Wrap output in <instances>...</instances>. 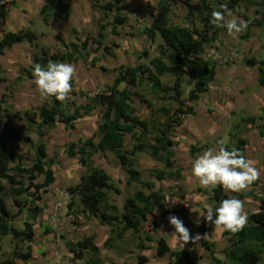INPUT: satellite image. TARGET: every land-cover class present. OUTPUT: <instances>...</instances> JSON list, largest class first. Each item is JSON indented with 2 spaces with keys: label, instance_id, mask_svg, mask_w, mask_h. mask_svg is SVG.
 <instances>
[{
  "label": "trees",
  "instance_id": "obj_1",
  "mask_svg": "<svg viewBox=\"0 0 264 264\" xmlns=\"http://www.w3.org/2000/svg\"><path fill=\"white\" fill-rule=\"evenodd\" d=\"M242 1L159 0L151 23L143 28V32L150 41H154L157 36L162 40L157 47L158 55L154 56L149 64L121 65L112 82L93 96L88 95V103H77L75 99L69 98L61 104L53 97L45 99L39 107L32 106L22 111L14 109L9 104L8 95L1 93L0 116L2 114L8 116L10 109H14L11 116L19 120L25 119L26 122L20 126H14L7 120L0 121V251L2 238L7 235L28 244L23 251V247L15 244L11 256L0 260V264H17L18 260L27 261L32 257V242L36 235L35 223L44 211L39 201L42 200L43 193L48 192L50 185L56 180L54 169L51 166L47 167L48 145L43 137L56 128L59 122L63 123L66 129H73L78 119L91 114L98 105L102 108L101 121L97 130L91 136L71 141L67 147L68 154L72 157L78 156L80 163L86 168V173L81 176L80 181L68 187L69 193L78 195L80 202L77 205L79 207L72 213L75 218L74 224L78 225L79 215L84 212L87 216H94L101 224L110 227L111 232L105 240V246L112 247L116 241L125 239L129 233L132 237L140 239L136 243L139 249H145L148 241H156L157 256L171 252L175 257L173 264H185L178 260L181 256L187 264L197 260L185 250H171L164 237L156 239L150 233L157 232L158 223L152 217H155V209L162 207L165 203L166 194L161 189H155V182L142 180L138 152L146 150L164 164L162 168L150 169V174L157 180L183 179V168L176 166L175 163V152L172 148L173 135L175 128L183 123L186 115L195 114L194 106L183 98L184 76H189L186 81L192 85L188 94L189 102L197 101L201 92L208 90L216 77L215 62L204 56L205 48L207 44L216 41L220 37V32L226 29L216 28L210 23L213 10L222 11L221 6L227 5L228 9L238 14L250 26H260L264 31V0H256L260 6L259 16L239 12L238 7ZM91 2L92 6H98L107 17H111V20H99L96 36L88 35L84 38L77 36L75 40H61V50L54 51L51 47L41 44L40 35L34 33L29 27L18 31H6L2 35L0 55L4 54L5 49L27 38L35 49L32 64L24 67L25 75L23 72L20 73L16 78L17 81L22 82L26 77L34 78V66L38 63L46 66L49 60L73 62L80 58H88L91 43H95L97 49L112 51V48L105 44L106 29L107 26H111L113 34L119 33L118 27L128 21V16L125 14L126 5L122 4L121 0H91ZM177 2L183 3L187 8V16L190 20L187 25L170 22L172 5ZM9 6H17V0H9V3L5 5L0 4V17L5 16ZM73 11L70 0H44L39 16L45 25H49L51 21H69ZM72 30L76 31L75 28ZM241 37L248 39L249 34L241 35ZM141 54L148 56L147 50H143ZM98 61L99 58L96 56L91 59L92 64ZM245 62L249 66H257V82L264 87V59L251 56L246 58ZM164 75L174 77L171 86H164L162 81ZM5 81L4 69L0 63V86ZM122 83L126 85L121 87ZM144 83L149 84L156 93L163 92L164 94L159 98H171L175 103L172 111L165 104L159 107L158 110L163 115V121L160 123L153 119L141 118L136 113L133 99L136 93L131 88ZM71 94L75 93L72 91ZM147 103L152 104L150 101ZM258 119L254 115H248L241 120L245 125L258 127L264 140V122L258 125ZM28 126L36 127L39 140L33 149L32 164L24 167L25 155L19 152L18 147L10 144L13 141L32 144L31 135L23 130ZM126 135H130L135 141L131 149L126 147ZM234 137L235 144L225 146L228 150L236 148L246 155V140L240 135H234ZM200 148L193 145L191 152ZM107 150L116 155L129 174L128 185L132 192L126 198L123 211L109 199V192L120 193V187L104 168L95 164L93 159L96 152ZM262 164L264 168V159ZM41 175L44 176V180L38 181ZM258 185L257 181L253 184L255 187ZM210 190L214 201L212 206L214 212L222 200L234 195H238L242 200L247 196L258 200L257 210L247 211L248 224L241 232L232 234L223 231V234L227 236V244L222 250L224 259L217 257L214 245L202 238V244L212 254V264H257L256 262L264 264V185L260 195L254 190L240 194L230 193L221 186L210 188ZM10 199H12V205L9 204ZM69 208L72 209L73 204H69ZM24 210L27 216L23 221V228H19L13 221ZM163 214L167 215L168 211H164ZM188 223H190L189 220L185 224ZM146 226L150 228L147 229ZM197 228L204 236L212 231L213 224L202 218ZM94 240L95 236L92 234L78 241H65L68 249L73 253L74 264H81L75 260L84 258L86 252H89L91 257L85 264H103L101 250ZM147 261V255H137V264H147Z\"/></svg>",
  "mask_w": 264,
  "mask_h": 264
},
{
  "label": "rangeland",
  "instance_id": "obj_2",
  "mask_svg": "<svg viewBox=\"0 0 264 264\" xmlns=\"http://www.w3.org/2000/svg\"><path fill=\"white\" fill-rule=\"evenodd\" d=\"M70 1L74 8L72 16L69 21L55 23V28H51L53 30H49V26L53 21H51L49 25L43 23V29H39L40 25L38 26V23L35 22L36 17H34L32 22L34 31L36 34L40 35L39 42L51 47L54 51L61 50V40H75L77 36L81 38L88 35L96 36L99 20H111V17H107L98 6H92L91 0ZM35 2L36 0H34V3ZM158 2L159 0H121V3L126 5L125 14L128 16V21L118 27L119 33L117 35L111 32V26H107L105 44L111 47L112 51L107 52L102 48L97 49L96 44L91 43L89 46L90 56L88 58H80L77 61L67 62L74 64L77 69V77L73 80L72 90L75 94H70V99H75L77 103H88V95L93 96L96 92L103 90L108 83L112 82L121 65L134 66L139 63L149 64L150 60L158 55L157 47L162 40L157 36L154 41H150L143 32V28L151 23ZM253 4L252 0H243L240 7H238V11L249 15H251L250 13L253 15H256V13L260 14V6L258 3L256 6H253ZM247 7L248 10H246ZM233 15L238 18V20H242L238 14L233 13ZM170 22L181 25L190 23L187 16V8L183 3H173L170 13ZM198 26L200 25L198 24ZM29 28L32 29L31 27ZM72 28H75L76 31L74 32ZM247 33L249 34L248 39L241 37V35ZM143 50H147L148 56L141 54ZM19 52L25 53L24 49H21L20 51H13V54H20ZM4 54L0 55V63L1 57H3ZM94 56L99 58L96 64H92L91 62ZM204 56L212 59L216 65V77L211 82L209 89L201 92L200 98L197 101L189 102L188 94L192 85H189L186 81L189 78L188 75L184 76V82L182 84L183 98L194 106L195 114L186 115L183 119V123L175 128V163L176 166L183 168L184 176L181 180L185 179V172L189 171L188 179L191 183H194L192 165L195 159L201 155V152H204L210 147L218 149V141L220 140H224L225 145L233 146L235 144L234 135H240L246 140L247 155H245V157L254 161L255 166L261 173L263 169L264 140L259 133L258 127L245 125L241 119L248 115H254L259 118L257 120L258 125L264 122V87L260 86L257 82V66H249L245 62L246 58L251 56H255L257 59H264V31L260 26H250L249 24L248 28L239 34L229 36L227 30L221 31L220 37L216 41L206 45ZM11 57L12 56L7 57L6 53V60L7 58L11 59ZM32 57L33 53L31 54V60ZM3 58L5 59V55ZM25 63L26 66L24 65L21 67L18 73H12L10 70L9 74L6 73L7 70L1 63L6 81L3 82L0 90L8 95L9 104L14 109L22 111L32 107L35 102L40 101L33 83L34 79L26 77L22 82L16 79L17 76L23 72L24 67L30 66L32 61L30 64L29 62ZM101 75H103L102 77L105 76V78L97 77ZM86 78H95V80H92V83L90 82V84H88ZM103 79H106L105 82H101ZM162 81L164 86L168 87L173 84L174 77L171 75H164L162 76ZM25 82H27V84ZM125 85V83H122L121 87ZM131 89L136 93L133 96L134 108L141 118L153 119L158 121L157 123H160V121H163V115L162 112L158 110L159 107L165 104L170 111L175 107V103L171 98H159L160 95L164 93L154 92L149 84L144 83L132 87ZM147 101H150L152 104H148ZM14 109H10L8 116L2 114L0 116V121L3 122L7 120L14 126H20L25 123V119L19 120L11 116V112ZM93 113L91 115H85V117L77 121L75 127L70 130L66 129L64 124L59 122L56 128L47 132L43 137L48 145L47 151L49 160L47 167L51 166L54 169L56 180L50 185L48 192L43 193V198L39 201V203L43 205L44 211L39 215L35 223L36 235L32 242V257L27 261L18 260L17 264H74L73 253L70 252L65 241H78L87 235L94 234L91 228L94 223H99V225L104 226L100 223L98 218L81 216V214L78 218V225L74 224L75 218L72 213L79 207L77 205H79L80 202L78 195H72L68 191L69 186L75 185L80 181L81 176L86 173V168L80 163L78 158L68 154L67 147L71 141L86 138L96 131L92 128L95 126L96 121H98L99 115L97 112ZM23 130L31 135L33 143L24 144L13 141L10 145L18 147L19 152L25 155L26 158L24 159L23 166L29 167L32 164L31 159L34 155L33 149L39 140V135L35 126H28ZM134 145L135 141L130 135H127L126 147L131 149ZM193 145L201 148L195 152H191ZM146 153L150 155L148 151H146ZM138 157L139 169L142 173V177L145 176L146 179L153 177L150 174V169L154 167L162 168L164 166L162 162L155 161V163L152 162V164L149 162L146 163V166L142 168L139 153ZM111 159L112 158L108 156L102 159V163L107 165L109 169L115 167L113 163L114 158L113 160ZM37 180L43 181L44 176H39ZM115 182L119 187L121 182ZM195 182V190L191 192V194L194 195H190L192 198L195 196L199 197L197 193L202 192L201 190L204 189L200 185L198 179ZM257 182L259 183V181ZM182 186L190 190L189 184H183ZM199 188H201V190H199ZM155 189H161L166 194V200L167 195H175L173 188L169 187L167 182L157 181ZM249 190H254L255 193H259L261 192V186L258 185L255 187L252 185ZM125 192L128 194L132 192L128 184ZM180 196L181 195H179V197ZM185 197L186 196L183 195L182 199ZM247 197L248 200H245L246 198L244 199L245 211L257 210L258 200L251 196ZM170 199L174 200L172 197ZM9 204L12 205V199L9 200ZM69 204H73L72 209L69 208ZM163 209L165 208L160 207L155 209L157 213L155 212V217H152V219L156 220L158 223L157 232H150L156 239L164 236L173 243L175 249L187 251L191 257L197 259L194 263L190 264H209V262L212 264V254H210V250L201 242L202 238H205L209 243L214 245L216 256L224 259L225 256L222 250L225 247V241L223 239L219 240L216 235L207 236V234H205L203 236L197 228L198 223H196L195 220L197 221L198 218L195 217L196 215H194L195 220L193 221L186 217L184 225L187 228L189 226L194 227L192 228L194 230L190 232L193 238L197 234H199L201 238L196 242H189L185 245L172 235L175 229L171 226L169 219H167L169 210H167L168 214L164 215L163 212L166 210ZM185 212V207L174 210V213L178 214ZM26 216L27 212L24 210L13 222L17 227L23 228V221ZM187 220H189L190 223L185 224ZM201 220L202 219H199V223ZM160 226L162 229L159 228ZM146 227L147 229L150 228L149 226ZM104 240L105 239H102L100 247L103 264H137V255L139 254L150 255L149 264H159L157 262L159 260L156 258L158 256L156 254L155 256L151 254V249L156 245L153 243L154 241H148L145 249H139L136 243L140 239L132 237L129 233L126 235L125 239L116 241L112 247L105 246ZM15 244L23 247V251L28 243L14 240L10 235L2 238L0 260L11 256ZM204 251H207L206 255H204ZM90 257L91 254L86 252L84 258L76 259L75 262L85 264ZM178 260L187 264L182 256ZM256 263L262 264L260 262ZM161 264H165V262H161Z\"/></svg>",
  "mask_w": 264,
  "mask_h": 264
},
{
  "label": "clouds",
  "instance_id": "obj_3",
  "mask_svg": "<svg viewBox=\"0 0 264 264\" xmlns=\"http://www.w3.org/2000/svg\"><path fill=\"white\" fill-rule=\"evenodd\" d=\"M7 3L9 0H0V4ZM221 7L222 11H212V25L226 29L229 36L242 33L248 28V22L238 20L227 5ZM33 77L36 91L42 98L54 97L64 104L73 90L72 81L77 77V69L72 63L49 60L46 66L39 63L34 66ZM192 175L205 189L221 186L226 192L236 194L248 191L260 179V171L255 162L236 148L228 150L224 140H220L218 150L209 149L195 159ZM199 216L213 224L216 230L223 229L232 234L241 232L249 219L245 202L238 195L222 200L215 212L212 207H208ZM168 219L175 229L172 235L183 244L196 242L201 238L199 234L193 238L180 218L172 215ZM195 222L199 223V219Z\"/></svg>",
  "mask_w": 264,
  "mask_h": 264
},
{
  "label": "crops",
  "instance_id": "obj_4",
  "mask_svg": "<svg viewBox=\"0 0 264 264\" xmlns=\"http://www.w3.org/2000/svg\"><path fill=\"white\" fill-rule=\"evenodd\" d=\"M252 1L254 3L253 6H256L257 5L256 0H252ZM42 4H44V0H36L35 3H34V0H17V6H15V7L9 6L7 8L5 16L0 17V38L2 37V35L6 31H18L20 29L27 28V27H31L32 28L31 30L34 33H36L34 31V28L32 27V22L34 20V17H36L35 22L38 23V26L40 25L39 29H43L44 24L41 21V18L39 16V10H40V7L42 6ZM246 10H248V7L246 8ZM255 11H257V10H255ZM250 14H251V16H259V13L258 14L256 13V15H253L252 13H250ZM59 22H61V21H55V22L53 21L49 26V30L51 28L54 29L55 28L54 24L59 23ZM53 29H51V30H53ZM21 49H24V51H25L24 54L21 52H19L20 54H18V53L13 54V51H20ZM6 53H7V57L12 56L11 59L7 58L8 61L6 60ZM32 53H34V47L28 38L25 39L23 42H20V43L13 45L11 48L5 49V54H4L5 59L3 58L4 57V55H3V57H1V63L3 64L4 68L7 70L6 73L9 74L10 70L12 71V73L13 72L18 73L19 70L21 69V67H23L24 65L26 66L25 62H29V64H30L32 61L31 60V54ZM102 76L103 75L97 76V77L100 78ZM102 78H105V76ZM31 79H34V78H31ZM88 79L86 78V80L88 81V84H90V82L92 83V80H95V78H88ZM105 80L106 79H103L101 82H105ZM27 82H25V83L27 84ZM1 86H0V88H1ZM1 93H3V91H1ZM37 96L39 97L40 101L35 102V104H33V105H35L36 107H39L43 104L45 99L42 98L38 92H37ZM37 96H36V98H37ZM13 102H16V101H13ZM101 108H102V106L98 105L96 107V109L93 111V112H97L99 115L98 121H96L95 126H93V128H92L94 131L97 130V126L101 121V113H100ZM91 114H89V115H91ZM84 117H85V115L82 118H84ZM82 118L78 119L77 121L81 120ZM173 140H174V145H175V136L174 135H173ZM125 144H126V139H125ZM174 145L172 147L173 149L175 148ZM209 149H213L214 151L218 150V149L211 148V147ZM209 149H206L204 152L208 151ZM204 152H201V155ZM138 153L141 157L142 168H143V166L145 167L146 166L145 164L148 162L152 164V162L155 163V161H159L156 158L152 157L151 154L149 155L148 153H146V151L140 150ZM246 155H247V153H246ZM105 156L112 158L111 160H113V158H114L113 163H114L115 167L113 169H109L107 167V165L102 163V159ZM75 157L79 159L78 156H75ZM93 158H94L95 164L97 166L104 168L115 179V181L121 182L120 186H119L121 189V192L115 193L113 191H110L109 192V199L112 203H115L121 211H123L126 198L129 196V194L127 192H125V189H126L127 184H128L129 174L127 173L125 168L122 166V164L120 163V161L118 160V158L116 157V155L112 151H109V150H107L105 152L98 151L94 154ZM263 159H262V161H263ZM152 166H149V167H152ZM262 167H263V164H262ZM154 168H156V167H154ZM260 174H262V175H260V179L258 181H259V185L261 186V189H262V187L264 185V168L262 169ZM188 175H189V171H186L184 180H176L173 178H166V179L162 180L163 182H167L169 187L173 188V192L175 194L174 196L167 195L166 203L162 206V208H165L163 210H169V214H168L167 219L172 215L180 218L183 221V223L185 222L186 217L190 218L192 221L195 220L194 215H196L195 217H197L198 219H202V217L199 216V213L206 211V209L208 207H212L214 204V201L211 198L212 192H211L210 188H207L208 190L204 188L203 190H201L202 192L197 193L199 195V197H197V196H195L193 198L190 197V195H192V196L194 195V194H191V192H192V190H195V185H196L195 181L197 180V178L194 177L195 181H194V183H191L188 179V177H189ZM142 180L143 181H153V182H155V184L157 181H159L154 177L146 179L145 176L142 177ZM183 184H189L190 190H188L187 188L182 186ZM122 190H123V192H122ZM256 194L260 195L261 192L256 193ZM179 195H181V196L179 197ZM183 195L186 196L184 199H182ZM171 197L174 198V200H171L170 199ZM247 198L245 200H248ZM180 207H185L186 212L182 213V214L174 213V210H176L177 208H180ZM155 212L157 213V210H155ZM81 216L89 217L84 212H81ZM91 217H94V216H91ZM94 224L91 227L92 232L95 234V235L93 234L95 236V239H96V240H94V242L100 248L102 239L106 240L109 237L111 229L107 225L101 226V225H99V223H96L95 225ZM159 228L162 229L161 226ZM192 228H194V227L193 226L188 227L190 232H192V230H194ZM223 231H224L223 229L216 230L215 226L213 225V230L210 233H208L207 236H210V235L215 236L216 235L219 240L223 239L225 241L224 246H226L227 236H225L223 234ZM164 238L167 240L171 250H179V249H175L173 247L174 246L173 243H171L166 237H164ZM153 243L156 244L155 241ZM206 252L204 251V255L207 254ZM151 254L153 256H155L156 245H155V247H153L151 249ZM146 255L148 256V259H149L148 264H149L150 255H148V254H146ZM156 258L159 260V261H157L159 264H161V262L162 263L165 262V264H173V262L175 261V257L172 255L171 252H168V253L164 254L163 256H158ZM180 262H182V261L180 260ZM196 264H202V263H196ZM209 264H211V263L209 262Z\"/></svg>",
  "mask_w": 264,
  "mask_h": 264
}]
</instances>
